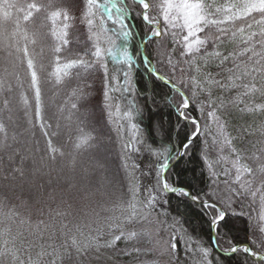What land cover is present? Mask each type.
<instances>
[{"label":"snow or ice","instance_id":"snow-or-ice-1","mask_svg":"<svg viewBox=\"0 0 264 264\" xmlns=\"http://www.w3.org/2000/svg\"><path fill=\"white\" fill-rule=\"evenodd\" d=\"M0 264H264V0H0Z\"/></svg>","mask_w":264,"mask_h":264},{"label":"trees","instance_id":"trees-1","mask_svg":"<svg viewBox=\"0 0 264 264\" xmlns=\"http://www.w3.org/2000/svg\"><path fill=\"white\" fill-rule=\"evenodd\" d=\"M172 203H173V205L175 206L177 202H176L175 199H173ZM180 207H181V210H183V206L181 205Z\"/></svg>","mask_w":264,"mask_h":264}]
</instances>
